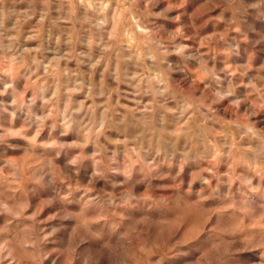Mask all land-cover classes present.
I'll return each mask as SVG.
<instances>
[{
  "label": "clouds",
  "instance_id": "clouds-1",
  "mask_svg": "<svg viewBox=\"0 0 264 264\" xmlns=\"http://www.w3.org/2000/svg\"><path fill=\"white\" fill-rule=\"evenodd\" d=\"M0 264H264V0H0Z\"/></svg>",
  "mask_w": 264,
  "mask_h": 264
},
{
  "label": "rangeland",
  "instance_id": "rangeland-1",
  "mask_svg": "<svg viewBox=\"0 0 264 264\" xmlns=\"http://www.w3.org/2000/svg\"><path fill=\"white\" fill-rule=\"evenodd\" d=\"M175 228H176V231L178 233L184 232L185 223L184 222H177V224L175 225ZM202 235H203V233H199V234L189 233L187 242L188 243H192V242H194V240L191 237L195 236V238L198 239ZM253 251H255V250H253Z\"/></svg>",
  "mask_w": 264,
  "mask_h": 264
}]
</instances>
